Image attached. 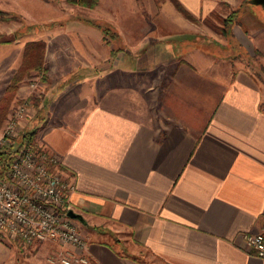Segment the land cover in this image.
<instances>
[{
	"label": "crops",
	"instance_id": "0c3cea01",
	"mask_svg": "<svg viewBox=\"0 0 264 264\" xmlns=\"http://www.w3.org/2000/svg\"><path fill=\"white\" fill-rule=\"evenodd\" d=\"M14 1L0 10L27 9ZM179 1L195 15L241 4ZM182 36L157 38L140 57L126 46L105 68L94 66L110 47L84 20L37 39L46 41V88L30 123L74 184L70 205L96 264H264L245 241L264 233V77L198 47L182 51ZM56 37L54 51L71 44L75 65L46 64ZM254 43L264 67V25ZM8 45L0 42V98L21 50L10 56ZM4 240L0 264H9ZM44 242L53 252L50 241L29 246Z\"/></svg>",
	"mask_w": 264,
	"mask_h": 264
},
{
	"label": "rangeland",
	"instance_id": "374dc122",
	"mask_svg": "<svg viewBox=\"0 0 264 264\" xmlns=\"http://www.w3.org/2000/svg\"><path fill=\"white\" fill-rule=\"evenodd\" d=\"M20 1L23 2L22 5L27 9L5 10L6 13L0 14V42L8 41L3 42V44H9L7 48L10 56L17 55L16 53L21 49L18 53L15 71L21 63L26 42L39 38L46 39L53 31L61 30L65 28V25L69 26L71 21L81 19L90 25L92 23L89 21L106 23L111 28V31L116 33V37L112 39V42L110 41L111 37H109L111 33L105 37L103 36L104 48L109 46L111 49L113 46L122 51L123 48L128 46L130 50L135 52L133 55L140 57L144 53L147 55L151 54L150 47L154 46L155 41L158 40L157 38L164 37L167 34H183L181 38L185 41L181 45L180 50L185 51L192 47H198L203 51L211 52L217 58L238 61L243 66L247 64L258 70L260 75L264 77V67L258 60L259 52L254 46L256 29L264 25V11L259 4L241 0V4L234 9H229L226 5L221 4L217 9L207 14L200 13L195 15L179 0H98L97 4L90 8L69 3L66 0H38L36 4V0ZM177 3L178 5H175ZM9 5L16 7L17 3L15 4L14 0H9ZM22 5H20V8H22ZM32 7L35 8L32 9ZM233 11H236L234 22H226ZM256 14H260L262 18L259 19ZM181 20L184 24L183 27L180 24ZM239 39L246 44V48L240 44ZM57 40V37L52 39L48 55L46 56V58H49H47L46 64L52 66L64 61L65 67L75 65L76 62L68 63L70 61L68 52H73L71 44L63 45L64 47L59 55L54 51ZM44 42L46 45V41ZM140 45L141 47L136 49ZM115 55L110 56L114 57ZM111 57L104 59L94 67L105 68L109 63L111 65L115 60V57ZM79 60L81 59L78 58L77 62ZM82 62L83 60H81ZM139 63V65H143L144 60L141 59ZM92 69L94 68H89L88 70ZM45 79L46 76L42 70L28 69L23 72L22 78L18 82V87L25 85L28 89V94L24 97H17L15 91L5 95L8 99L7 113L0 125V134L7 120L14 113L16 105L26 97L29 102L20 122V131L22 133L36 131V127H33L34 124L30 123V121L37 112L39 100L44 88H46ZM32 80L37 82L33 89L29 86V82ZM4 243L15 253L9 264H61L59 262L50 263L48 261L50 254L65 253L72 248V246L66 244L50 241L49 248H54V251L50 253L49 250L47 251L44 248L49 242L38 244L35 247H24L22 243L14 239H6ZM41 249H44L45 252L42 253ZM139 257L144 259L143 254ZM91 262L96 264L92 259Z\"/></svg>",
	"mask_w": 264,
	"mask_h": 264
},
{
	"label": "built area",
	"instance_id": "2783aa9c",
	"mask_svg": "<svg viewBox=\"0 0 264 264\" xmlns=\"http://www.w3.org/2000/svg\"><path fill=\"white\" fill-rule=\"evenodd\" d=\"M37 82L32 80L33 89ZM27 97L16 105L0 134V150L20 136ZM2 169L0 157V240L15 239L23 246L54 241L72 246L65 253L50 254V263L92 264L85 253L86 240L79 225L67 214L74 184L60 169L59 157L39 144L22 142ZM247 245L264 257V233H247Z\"/></svg>",
	"mask_w": 264,
	"mask_h": 264
},
{
	"label": "trees",
	"instance_id": "16d2710c",
	"mask_svg": "<svg viewBox=\"0 0 264 264\" xmlns=\"http://www.w3.org/2000/svg\"><path fill=\"white\" fill-rule=\"evenodd\" d=\"M69 3L82 5L85 7H93L97 4L98 0H66ZM249 1V0H246ZM175 5H178L175 4ZM6 13L5 11L0 10V14ZM236 11H233L228 16L229 18L226 20L228 23H233L235 20L234 14ZM89 21V20H88ZM92 25L99 28L101 32L103 33V36L105 37L107 34H110L109 37L110 41L112 42V39L116 37V33L111 31V28L106 23L101 22H91ZM2 42H8V41H2ZM44 50H45V42L43 40H31L24 44L23 53H22V59L21 63L18 67V69L15 71V73L10 78L9 83L7 84L5 88V93L0 98V125L4 121L7 113V97L9 93H13L16 91L18 87V82L21 80L23 72L28 69H37L44 71ZM119 49L115 47H111L110 54L111 56L115 55L116 52H118ZM35 132H23L20 134L19 137L15 138L13 140V144L8 147L4 148L3 150H0V157L2 159V169L6 170V167L8 165L7 161L10 158L11 153L13 152L14 148L16 146L20 145L22 142H26L29 144H34L36 141L35 139Z\"/></svg>",
	"mask_w": 264,
	"mask_h": 264
},
{
	"label": "water",
	"instance_id": "95a60500",
	"mask_svg": "<svg viewBox=\"0 0 264 264\" xmlns=\"http://www.w3.org/2000/svg\"><path fill=\"white\" fill-rule=\"evenodd\" d=\"M250 3L259 4L264 11V0H249ZM67 214L72 218H78L79 214L74 212L73 209H68Z\"/></svg>",
	"mask_w": 264,
	"mask_h": 264
}]
</instances>
